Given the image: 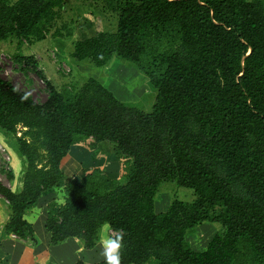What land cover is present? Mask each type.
<instances>
[{"label": "trees", "instance_id": "1", "mask_svg": "<svg viewBox=\"0 0 264 264\" xmlns=\"http://www.w3.org/2000/svg\"><path fill=\"white\" fill-rule=\"evenodd\" d=\"M66 1L0 0V43L71 36L56 26ZM83 1L116 15L117 27L76 41L72 58L134 64L155 103L150 113L129 107L92 78L60 91L22 57L48 95L38 103L0 76V130L25 160L19 192L0 182L4 232L33 240L26 214L59 190L64 201L48 206L44 224L51 245L76 238L91 250L107 225L124 233L122 264H264V0ZM101 142L126 160L125 183L98 168L67 181L71 148ZM164 182L193 190L194 201L156 213ZM202 222L224 231L196 252L186 233Z\"/></svg>", "mask_w": 264, "mask_h": 264}, {"label": "rangeland", "instance_id": "2", "mask_svg": "<svg viewBox=\"0 0 264 264\" xmlns=\"http://www.w3.org/2000/svg\"><path fill=\"white\" fill-rule=\"evenodd\" d=\"M116 20V15L104 11L99 5H90L83 0H67L56 26L66 25L72 32L71 36L52 38L49 35L41 42L31 45L24 43L20 49H18L16 40L0 43V54L3 55L2 61L0 58V64L2 65L0 66V76L10 81L16 88L26 92L36 102H44L48 95L45 80L33 71L32 65H28L22 59V57L33 58L34 66L41 70L46 79L60 91L69 87L79 88L86 80L92 78L112 92L114 97L125 105L150 113L155 103L157 91L147 76L138 70L134 64L114 56L108 64L98 67L89 60L77 61L71 56L76 41L92 37L100 32H114L117 27ZM34 75L35 77H33ZM1 132L3 134L0 133V143L5 146L10 157V172H12V165H14L13 168L15 167L14 173H10V176L14 175L17 180L12 183L8 173H2L1 170L0 182L12 191L18 192L21 189V187L18 188V185L23 183L22 175L25 169V160L18 152L14 136L2 130ZM78 147L80 149L77 152L79 154L76 161L68 158L65 162L64 175L67 181H76L84 169L93 170L98 168L110 177L116 178L119 183H125L123 171L126 160L119 157L113 144L101 142L90 148L88 144L81 143ZM20 164L22 168L18 169ZM1 166L4 167V165ZM53 192L56 193L52 198L54 201L48 203L50 199H45L48 204L46 205L45 201L42 206L44 207V215H42V212L34 213L31 216L29 212L26 215L28 219L35 221L36 224L33 228L36 238L33 242L35 246L32 244L37 247L36 252L20 250L19 248L9 252L6 248H2L0 249V259L4 260L3 264H75L78 261L85 263L104 259L101 249L95 247L86 250L82 241L76 238H71L73 240L71 244L65 243L66 240L57 245L49 243V233L43 226V219L46 220L47 218L49 205H59L64 201L62 191L55 190ZM194 199L193 190L179 187L175 182H164L158 188L155 196L154 210L156 213H163L174 200L191 203ZM35 211L38 212V209ZM223 231L224 229L219 223L202 222L186 233V241L194 251L204 252L211 240L216 235H221ZM113 233L112 231L110 234ZM43 236L46 239L48 237L46 245L53 249V254H48L42 249L44 243L41 239ZM37 238L40 239L41 244L37 243Z\"/></svg>", "mask_w": 264, "mask_h": 264}, {"label": "crops", "instance_id": "3", "mask_svg": "<svg viewBox=\"0 0 264 264\" xmlns=\"http://www.w3.org/2000/svg\"><path fill=\"white\" fill-rule=\"evenodd\" d=\"M0 133H2L1 132V130H0ZM3 134V133H2ZM79 145H75V146H73L72 148H71V150H70V152H69V154L66 156V157H64L63 158V160H62V162H61V169H62V171L64 172L65 170H64V167H65V162H66V160L68 159V158H70V159H72V161H74L73 159H75V161H76V158L78 157L77 155L79 154H77V152L79 151V147H78ZM75 164V163H74ZM13 166L14 165H12V172L11 173H14V168H13ZM22 168V165L20 164V167L18 166V169H21ZM17 177H14V175L11 177V182L12 183H15V181L17 180L16 179ZM22 178H23V175H22ZM23 182V181H22ZM19 187H21L22 188V184H20V185H18V188ZM21 190V189H20ZM19 190V191H20ZM18 191V192H19ZM53 191H55V190H53ZM53 191H50V192H48V193H46V192H44L42 195H41V197H40V199H39V201H38V204H37V206L35 207L36 209H38V212H36L35 210L36 209H32V211H30V216L32 215V214H34V213H41L42 212V215H44L45 214V212H44V207H42L43 205H44V202L47 200V199H50V200H48V203L49 202H53L54 200H52V198L55 196V194L56 193H54ZM15 192V191H14ZM46 199V200H45ZM47 203V201L45 202V204L47 205L48 204ZM2 204V205H1ZM6 204H7V202H6V200L2 197V196H0V249H2V248H6L9 252H12L14 249H16V248H19L20 250H26V251H29V252H36V249H37V247H34L35 245L33 244V242H35V236H34V239L33 240H28V239H24V240H22L21 239V241H19V240H17L18 238H16V237H14L13 235H7L5 232H4V226H5V224L7 223V221H8V218H9V213H8V210H7V206H6ZM29 213V212H28ZM27 213V214H28ZM26 214V215H27ZM26 217V216H25ZM26 220L30 223V224H32V226H33V228H35V226H36V224H35V221H31L30 219H28L27 217H26ZM44 224H45V219H43V226H44ZM107 226V225H106ZM102 229H104V231H103V234L104 235H108V234H110V233H112L111 232V230H110V228L107 226L106 228H105V225H103L102 227H101V229H100V231H99V233H98V238H99V236L102 234ZM114 234V233H113ZM49 235V234H48ZM42 240V242L44 243V245H43V250L45 251V252H47L48 254H53V249L51 248V247H48L47 245H46V242L48 241V237H47V239L43 236V238L41 239ZM73 240L70 238V239H67L66 241H65V243H67V244H71V242H72ZM40 243L41 244V241H40V239L39 238H37V243ZM74 243V242H73ZM34 246H33V245ZM5 245H8V246H5ZM73 245V244H72ZM72 245H71V248H72ZM74 245H77V244H74ZM96 248H99V249H101L100 248V246H99V244H98V241H97V243H96V246H95ZM94 247V248H95ZM55 249V248H54ZM90 259V258H89ZM90 260H92V259H90ZM102 260V259H101ZM101 260H99V261H101ZM99 261H88V262H85V263H88V264H91V263H95V262H99ZM3 262H4V260H2V259H0V264H3ZM22 264H26V263H22Z\"/></svg>", "mask_w": 264, "mask_h": 264}, {"label": "clouds", "instance_id": "4", "mask_svg": "<svg viewBox=\"0 0 264 264\" xmlns=\"http://www.w3.org/2000/svg\"><path fill=\"white\" fill-rule=\"evenodd\" d=\"M26 99V97H24ZM107 226H105L106 228ZM102 234L98 238L104 264H122L121 250L124 248V233L122 230H114V234Z\"/></svg>", "mask_w": 264, "mask_h": 264}, {"label": "built area", "instance_id": "5", "mask_svg": "<svg viewBox=\"0 0 264 264\" xmlns=\"http://www.w3.org/2000/svg\"><path fill=\"white\" fill-rule=\"evenodd\" d=\"M0 58H1V60H3V55L2 54H0ZM0 66H2V65L0 64ZM18 135H20V134L18 133ZM0 157H1L0 174H1V170H2V173L3 172H6V173L10 172L11 171V169L9 167L10 157H9V155L7 153V150H6L5 146L3 144H1V143H0ZM1 165H4V167H2ZM0 181H1V178H0Z\"/></svg>", "mask_w": 264, "mask_h": 264}, {"label": "bare ground", "instance_id": "6", "mask_svg": "<svg viewBox=\"0 0 264 264\" xmlns=\"http://www.w3.org/2000/svg\"><path fill=\"white\" fill-rule=\"evenodd\" d=\"M117 21V20H116ZM2 53V52H1ZM249 53V52H248ZM49 54V53H48ZM60 54V53H59ZM51 56V55H50ZM6 57V56H5ZM10 57V56H9ZM50 58V57H49ZM71 58V57H70ZM13 59V58H12ZM55 59H56V57H55ZM67 59V58H66ZM2 61V60H1ZM4 62V61H3ZM14 64V63H13ZM51 64V63H50ZM60 65V64H59ZM64 65V64H63ZM18 67V66H17ZM33 77H35V75L33 76ZM48 77V76H47ZM30 79V78H29ZM38 79V78H37ZM43 84V83H42ZM78 84V83H77ZM67 87H68V85H67ZM70 88V87H69ZM125 179V178H124ZM124 183V182H123ZM158 191V190H157ZM157 193V192H156ZM112 232V231H111Z\"/></svg>", "mask_w": 264, "mask_h": 264}]
</instances>
